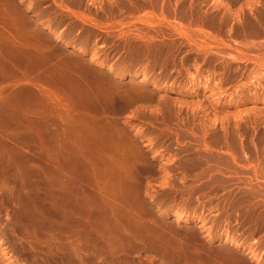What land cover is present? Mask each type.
Here are the masks:
<instances>
[{
	"label": "rangeland",
	"instance_id": "1",
	"mask_svg": "<svg viewBox=\"0 0 264 264\" xmlns=\"http://www.w3.org/2000/svg\"><path fill=\"white\" fill-rule=\"evenodd\" d=\"M0 264H264V0H0Z\"/></svg>",
	"mask_w": 264,
	"mask_h": 264
}]
</instances>
